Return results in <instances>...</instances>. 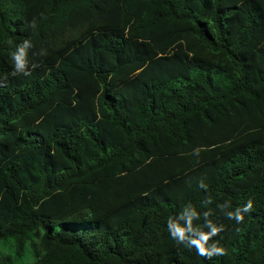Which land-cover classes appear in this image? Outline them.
<instances>
[{"label":"trees","instance_id":"16d2710c","mask_svg":"<svg viewBox=\"0 0 264 264\" xmlns=\"http://www.w3.org/2000/svg\"><path fill=\"white\" fill-rule=\"evenodd\" d=\"M0 264H264V0H0Z\"/></svg>","mask_w":264,"mask_h":264},{"label":"clouds","instance_id":"9594fccd","mask_svg":"<svg viewBox=\"0 0 264 264\" xmlns=\"http://www.w3.org/2000/svg\"><path fill=\"white\" fill-rule=\"evenodd\" d=\"M31 26L34 28L35 27V23L32 22ZM24 46L25 47L31 46L30 45V41L29 40H24ZM14 58H15V61H16V65H15L16 68L18 70L19 69H23L24 66H25L24 50L21 49L18 54H14ZM30 74H31L30 71L25 72V75H30ZM251 208H252V201L249 200L248 203L243 206V211L247 212ZM228 215H229V218H231L232 213H229ZM235 217H236L237 223H241L243 221V216L240 214V209L239 208L237 209ZM216 232H217V229L213 228L212 233H209L207 235L202 234L199 241H197V240H193L192 241V243L195 244L196 247L199 249V252H198L199 255L203 256L204 252H205V249L203 248L202 241H205L207 239L208 235H214V234H216ZM172 235H173V237H178L180 240H183L185 238L184 237V230L182 228H180L179 226H177L175 228V230L172 232Z\"/></svg>","mask_w":264,"mask_h":264}]
</instances>
